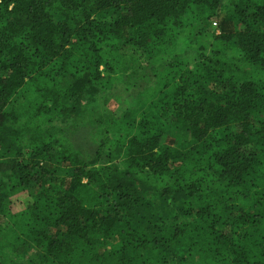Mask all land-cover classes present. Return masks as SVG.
<instances>
[{"label": "trees", "instance_id": "obj_1", "mask_svg": "<svg viewBox=\"0 0 264 264\" xmlns=\"http://www.w3.org/2000/svg\"><path fill=\"white\" fill-rule=\"evenodd\" d=\"M0 264H264V0H0Z\"/></svg>", "mask_w": 264, "mask_h": 264}, {"label": "rangeland", "instance_id": "obj_2", "mask_svg": "<svg viewBox=\"0 0 264 264\" xmlns=\"http://www.w3.org/2000/svg\"><path fill=\"white\" fill-rule=\"evenodd\" d=\"M124 88H125L124 84L123 85H122V83L121 84H117V86H115L113 89H111L110 92H105L104 93V95H105L104 97H107V98H109L111 100L113 98H115L114 95L117 96V94L119 95V97L120 96L125 97L128 92H125ZM88 89H90V88H88ZM104 97H102V100H104ZM95 98H97V99L99 98V95H97V92L95 91V93L93 95V94L90 93V91H88L82 96V98L80 100H81V102L87 104L90 109H94L95 110V109L99 108L98 102L95 101ZM113 105H114V102L110 105L109 108L112 109ZM121 105H123V104H121ZM65 123L67 124V122H65V121L64 122L63 121L62 122L61 121H57L55 124L58 125V126L65 127V126H63V125H65Z\"/></svg>", "mask_w": 264, "mask_h": 264}]
</instances>
